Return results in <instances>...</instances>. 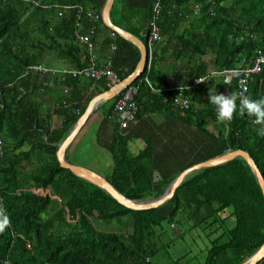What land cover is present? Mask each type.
Returning <instances> with one entry per match:
<instances>
[{
    "label": "trees",
    "instance_id": "obj_1",
    "mask_svg": "<svg viewBox=\"0 0 264 264\" xmlns=\"http://www.w3.org/2000/svg\"><path fill=\"white\" fill-rule=\"evenodd\" d=\"M133 1L115 0L113 19L148 44L153 0ZM105 2L0 0V200L10 220L0 232V264H157L154 257L183 237L181 227L189 221L193 227L203 225L210 238L206 258L191 264H242L264 245V192L244 158L192 172L166 203L141 210L127 207L61 165L59 143L91 98L84 97L81 76L62 80L59 74L35 73L30 66L55 68L58 61L70 68L89 65L88 44L80 43L76 33L79 23H93L79 16L77 6L102 14ZM101 21L93 35L94 52L98 55L101 37L107 55L117 45L113 69L121 81L136 69L141 50L109 28L103 17ZM158 22L162 38L154 45L151 67L131 84L139 87L134 97L137 118L148 110L172 112L197 127L198 162L244 149L264 174V136L258 134L255 118L237 112L231 121L220 122L209 99L210 90L224 92L221 71L245 66L259 50L264 52V0H162ZM213 70L219 73L211 78ZM203 76L208 80L194 87ZM170 80L178 86L172 87ZM96 81H102V92L110 89L106 79ZM229 85L228 95L264 98V67L246 90L238 78ZM122 95L115 97L109 117ZM177 97H189L190 106L182 108ZM54 103L61 107L52 109ZM55 116L62 118L58 126L53 124ZM116 134L107 179L132 199L163 195L174 176L156 174L153 145L132 154L126 135ZM43 189L45 194L40 193ZM227 210L230 214L224 216ZM233 217L236 222L229 225ZM184 256L175 264L193 261L185 262Z\"/></svg>",
    "mask_w": 264,
    "mask_h": 264
},
{
    "label": "crops",
    "instance_id": "obj_2",
    "mask_svg": "<svg viewBox=\"0 0 264 264\" xmlns=\"http://www.w3.org/2000/svg\"><path fill=\"white\" fill-rule=\"evenodd\" d=\"M132 4L136 5L137 0L133 1ZM103 44L104 39L101 37L96 47L101 61L104 60L109 51L108 47L105 48ZM55 64L54 67L57 69L69 67L67 65H62L61 61ZM214 71L215 70L212 72ZM215 75L216 74H213L211 78ZM81 80L82 84L84 83V88L82 89L84 97L91 98L90 102L95 96L102 93V81L84 77H82ZM170 84L172 87L178 86L175 80H172ZM113 86H110V88ZM60 88L61 86L56 88L55 95L59 96V92L61 93ZM114 99L115 97L100 102L83 124L67 149V157L71 162L83 164L78 160V155L81 151L85 152V150H87L84 147L89 148L88 143L90 139H92L93 146L98 148L97 152L106 150L110 153L111 157H113L111 147L116 140L117 131H121L126 135L125 138L128 141V146L132 154H139L148 144L153 145L155 162L158 168L156 174L160 176L165 178L174 176L175 179L181 173L180 171H182V169L184 171L200 163L198 162L199 159L196 150H194L196 146H194V144L197 141L195 132H198L196 126H189L181 116L173 114L172 112L148 110L136 120L132 121L127 128H121L120 125L116 126L117 123H120L117 118H114L115 115L117 116V112H114L112 116L109 117V110ZM196 107H200V104L197 103ZM61 121V116L53 117V124L55 126L60 125ZM97 159L98 158L95 157L92 161L98 163L99 159ZM98 164L100 165V162ZM87 167L96 170L97 166L88 165ZM105 177L107 178V176Z\"/></svg>",
    "mask_w": 264,
    "mask_h": 264
},
{
    "label": "built area",
    "instance_id": "obj_3",
    "mask_svg": "<svg viewBox=\"0 0 264 264\" xmlns=\"http://www.w3.org/2000/svg\"><path fill=\"white\" fill-rule=\"evenodd\" d=\"M79 9V16L80 17H87L90 21H92V26L86 27V25L81 22L79 23L77 30L76 37L80 43L88 44L91 59L90 64L80 68H69L64 67L61 69L47 67L42 64H35L30 66V70L35 73H51V74H59L62 80H65L67 76L73 77H85V78H92L96 80H105L109 83L110 86L117 84L120 82V79L117 73L113 69V51L116 50L117 45L113 44L110 48V53L105 57V59L100 62L98 55L94 52L95 51V42L93 40V35L97 33L102 27V14L94 9H87L83 5L77 6ZM199 9V8H197ZM162 14V0H153V10H152V17L149 22V35L148 38V54L150 55V59L148 62V68L151 67V60L152 55L154 52V45L156 42L161 40L162 33H161V26L159 25V19ZM88 28L86 32L83 29ZM112 36L115 35L114 32L110 33ZM254 61V62H253ZM251 63L246 64L245 66H239L234 69H225L221 71L225 75L226 86L224 89L223 94L228 95L230 83L234 78H238V81L241 85L242 91L248 88V83L254 74L261 73L264 67V52L259 50L254 57ZM219 73L218 71L212 72L213 74ZM211 75V76H212ZM208 80L207 76L199 77L195 80L194 87H197L199 84ZM175 88V87H174ZM188 88V87H187ZM139 87L136 85H131L126 91H122L123 95L119 97L118 101L115 104L114 111L117 112V116L115 118L118 119L120 122L121 128H127L129 124L137 119V112L139 110V106L137 101L135 100V95L138 93ZM120 94V93H119ZM176 103L179 104L182 108H187L190 106V99L189 97H177ZM66 104V101L63 102V105ZM60 103H54L52 109L60 108ZM3 147V139L0 137V155L4 154ZM4 206L0 200V215H4ZM3 264H9L8 261H4ZM253 264H264V257L259 259Z\"/></svg>",
    "mask_w": 264,
    "mask_h": 264
},
{
    "label": "water",
    "instance_id": "obj_4",
    "mask_svg": "<svg viewBox=\"0 0 264 264\" xmlns=\"http://www.w3.org/2000/svg\"><path fill=\"white\" fill-rule=\"evenodd\" d=\"M114 4H115V0H106L102 10L103 21L109 28L116 31L119 35L133 42L140 48L142 54L141 60L137 65L136 69L134 70V72L130 74L127 78L121 80L113 87H111L109 90L98 94L92 99L89 106L87 107V110L77 121V123L75 124L74 128L71 130L69 135L66 137L64 141L59 143V150L57 154L61 165L65 168L72 170L76 175L83 177L91 181L92 183L100 186L101 188L109 192L114 198H116L122 204L136 210L154 208L163 205L174 196L177 188L181 185V183L185 180V178L188 175H190L192 172L207 167L221 165L237 157H242L249 163L252 170L255 172L261 184L262 190L264 192V174L261 172L259 166L257 165L254 158L251 156V154L244 149L228 150L222 155L212 157L210 159H207L205 161H202L185 169L172 181L171 185L167 188V190L163 195L151 199L129 198L119 189H117L105 176H103L96 170L89 168L83 164L71 162L68 159L67 149L69 145L72 143V141L80 131L81 127L86 122L90 114L97 107V105L102 101H107L109 99L116 97L119 93H121L123 90L128 88L135 81V79H137L145 71L147 67L148 48L146 42L141 37L134 34L132 31L127 30L124 27L115 23L112 16V9ZM263 257H264V245H262L254 254H252L242 264H253Z\"/></svg>",
    "mask_w": 264,
    "mask_h": 264
},
{
    "label": "rangeland",
    "instance_id": "obj_5",
    "mask_svg": "<svg viewBox=\"0 0 264 264\" xmlns=\"http://www.w3.org/2000/svg\"><path fill=\"white\" fill-rule=\"evenodd\" d=\"M89 148L84 147L85 152L81 151L78 155V160L83 163V165L97 166L96 171L104 176L111 174L113 166V157H111L108 151L97 152L98 148L93 146L92 139L89 140ZM97 157L99 159L98 163L92 161L93 158ZM97 159V160H98ZM46 190H40V193L45 194ZM230 210L224 211L223 215H229ZM236 222V218H230L228 221L229 225H233ZM193 221L184 223L181 229L185 231L183 237L177 238L171 245L163 249L157 256L154 257V261L157 264H175L176 260L183 255H185L184 261L187 262L191 258L193 261L189 262L196 263L203 261L206 258V248L210 245V238L206 231L203 229V225H196L193 227ZM205 226V225H204Z\"/></svg>",
    "mask_w": 264,
    "mask_h": 264
},
{
    "label": "clouds",
    "instance_id": "obj_6",
    "mask_svg": "<svg viewBox=\"0 0 264 264\" xmlns=\"http://www.w3.org/2000/svg\"><path fill=\"white\" fill-rule=\"evenodd\" d=\"M210 103L215 106L216 119L220 122L231 121L234 113L254 117L255 122L260 125L257 129L259 135L264 136V98L253 99L242 93L229 95L218 94L210 90ZM239 100V103H237ZM10 224L7 215L0 216V232Z\"/></svg>",
    "mask_w": 264,
    "mask_h": 264
}]
</instances>
